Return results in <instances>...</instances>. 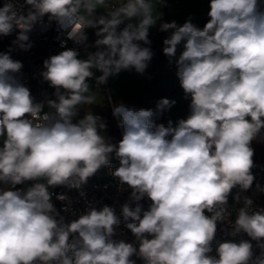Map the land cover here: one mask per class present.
<instances>
[{
    "label": "clouds",
    "instance_id": "1",
    "mask_svg": "<svg viewBox=\"0 0 264 264\" xmlns=\"http://www.w3.org/2000/svg\"><path fill=\"white\" fill-rule=\"evenodd\" d=\"M99 8L109 11L98 15ZM154 10L153 0H4L0 6V36L18 30L8 52H0V137H6L0 183L11 186L0 189V264H136L134 256L142 264H264V207L253 209V200L237 193L235 203L243 199L244 206L234 222L227 219L233 189L246 192L255 180L252 142L264 143V0H210L202 29L191 18L182 26L160 25V31L172 30L163 54L175 62L191 97L186 119L155 125L151 109L116 104L112 115L124 129L116 145L101 135L107 125L91 111L73 122L96 100L90 79L99 89L121 71L145 72L153 52L140 42L151 44ZM53 21L67 40L85 47L86 30L96 29L97 51L80 59L70 48L45 59L40 75L55 98L36 102L22 83L24 65L11 52L29 51V33ZM174 104L164 98L157 108ZM45 105L53 111L44 112ZM113 152L119 167L111 175L131 189L136 206L125 203L122 220L108 205L89 206L70 222L57 219L49 188L84 196L83 186L110 164ZM25 181L36 182L12 190ZM256 189L264 192L259 184ZM145 197L147 210L139 203ZM56 199L72 204L64 194ZM122 222L136 243L113 239ZM225 222L227 235L244 233L250 240L220 242L210 255Z\"/></svg>",
    "mask_w": 264,
    "mask_h": 264
},
{
    "label": "built area",
    "instance_id": "2",
    "mask_svg": "<svg viewBox=\"0 0 264 264\" xmlns=\"http://www.w3.org/2000/svg\"><path fill=\"white\" fill-rule=\"evenodd\" d=\"M22 4L24 0H19ZM117 2V0H113ZM4 0H0V6H3ZM47 16L44 17V24L48 25ZM18 30L14 31L9 36H0V52H8L9 48L12 47V41L16 38ZM96 29H87L86 34L88 40L85 45L74 44L72 41L67 40L66 32L58 30L57 24L53 21L50 26L47 28H42L41 25H36L34 30L29 33L30 40L33 43V47L25 52L19 49H14L11 52L13 59L20 60L24 67L21 72L22 83L25 84L30 89V92L36 102H42L46 99H52V94L54 89L48 85L47 82L43 81L40 73L44 71L43 61L49 58L51 55L59 54V52L75 48L79 53L80 52H95L97 48L93 47L95 40L98 38L95 35ZM155 31L153 30L151 35H154ZM59 37V39L57 38ZM65 48H61V43L65 42ZM98 75L102 73L97 69H94ZM173 73L177 76V68L175 67ZM53 110L45 105L44 112H52ZM75 123V121H73ZM121 137L123 136L124 129L119 126ZM119 167V159L115 156L113 152L110 154V164L108 166L101 167L94 176L88 179L87 184L82 188V191L85 193L84 196L80 195V192L73 189L69 190L64 186L50 187L49 191L53 193V201L56 205V210L59 215L56 217L59 219L61 216L64 218L65 222H70L71 220L78 217L82 212L86 210L87 207L91 206L100 210L104 205L113 207L116 215L121 216V208L125 203H129L133 208L136 206L134 202L131 201V189L126 185L121 187L119 181L116 177L111 175V172ZM256 183L254 182L252 187L246 191L242 192L241 196H246L253 200V209L259 207H264L260 202L256 200ZM64 194L70 200L72 204L68 205L66 201H59L56 199V195ZM143 210L149 208V200L147 197L144 198V202L140 204ZM244 206V200L241 199L239 203L229 202L228 210L230 215L228 216L229 221L235 220L238 209ZM67 208V210H65ZM122 220V216H121ZM230 231L229 225L221 223L218 225V232L215 241L212 244V252L210 255H216V247L220 242L230 240L238 243L241 239L250 240V238L244 234L240 233L237 236L233 237L227 235L226 232ZM114 240H124L128 243H136L135 236L128 230L124 223L116 228V233L113 236ZM254 246L255 254H259V249L255 248V241H250ZM138 247V244H137ZM136 261V264H142V261L137 257H132Z\"/></svg>",
    "mask_w": 264,
    "mask_h": 264
},
{
    "label": "crops",
    "instance_id": "3",
    "mask_svg": "<svg viewBox=\"0 0 264 264\" xmlns=\"http://www.w3.org/2000/svg\"><path fill=\"white\" fill-rule=\"evenodd\" d=\"M179 1V0H178ZM183 1V5L179 7V11L170 10V7H173L168 0H165L163 5H159L156 0H153L155 10L154 16L158 19L155 26L151 27L149 31L155 30L154 28L159 25L160 21L168 17L169 23L174 19L175 14L181 11L182 17L177 18L178 23H185L189 18L191 22L199 28H203L204 25L209 20L207 15L209 11L210 0H180ZM119 0H117V3ZM178 3V2H177ZM109 11L108 8H99L97 9V14H104ZM173 17V18H172ZM172 31V30H171ZM141 46H144L141 44ZM178 50H183V45L178 46ZM87 52H80V59L87 58ZM176 67L175 62L169 63L168 58L165 56L154 61H149L148 67L146 68L143 74L137 73L135 69L121 71L118 75L114 77H109L107 83L102 85L101 88L97 89L95 87V79L89 80L90 91L96 94V100L93 105L82 106V112L73 118V121L77 122L79 119L83 118L86 112H92L93 115L97 116L96 107L106 106L104 104L105 96L111 97V102L108 100V104L111 105L112 109L116 104L123 103L127 108L133 106L138 110L140 109H151L159 111L157 107L158 98L164 99L167 98L172 92L177 93L175 99L176 103L170 108H165V117L161 124H164L166 127L168 121L173 122V126L176 125L177 121L183 118L186 115L190 114V103L191 97L187 96L180 82L176 81L173 70ZM94 71V69H92ZM94 76H99L97 72H93ZM172 83V84H171ZM171 85L170 90L161 91L160 89L163 86ZM98 94H97V93ZM100 94V95H99ZM100 96V98H99ZM52 94V99H54ZM108 99V98H107ZM159 99V100H160ZM157 101V102H156ZM151 106V107H150ZM116 118L117 127L119 123V118ZM101 135L105 137V132L102 130ZM170 139V137H169ZM3 144L0 143V147ZM36 181H25L22 185L15 187V189H24L31 187ZM43 182V181H40ZM1 189H11V186L8 184L1 183ZM54 204V201H53ZM56 207V205L54 204Z\"/></svg>",
    "mask_w": 264,
    "mask_h": 264
},
{
    "label": "trees",
    "instance_id": "4",
    "mask_svg": "<svg viewBox=\"0 0 264 264\" xmlns=\"http://www.w3.org/2000/svg\"><path fill=\"white\" fill-rule=\"evenodd\" d=\"M168 22V17L164 18L163 20L160 21L159 25L156 26L154 29V35H151L152 31H149V39L151 41L150 45H144L143 42H140L142 45H144V47H150V49L153 52V57L150 61H154L156 59H160L165 57V55L163 54V40L165 38H167L170 34H171V30L164 32V31H160V25L162 23ZM121 28L123 27V25L120 26ZM179 49V48H178ZM182 50H177V56H179L180 52ZM172 84V83H171ZM170 84L167 86H163L160 90L161 91H167L170 90ZM82 109L79 111V114L82 112ZM129 109L132 110H138L136 107H129ZM97 110V116L101 117V119L106 123L107 127L105 130H103L105 132V139L116 145L118 144V142L122 139L121 135H120V130L117 127V122H116V118L112 115V107L110 104H106V106H102V107H96ZM154 115L152 117V121L155 125H159L162 123L164 117H165V109L163 110H159V111H155L152 110ZM188 117V115L184 116L181 119H186ZM253 149L255 150V155L253 157L254 162L256 164V167L252 170L254 176H255V180L254 182L256 184H259L262 188H264V143L258 142V141H253L252 145ZM22 185V184H20ZM20 185H16V187L20 186ZM240 193L241 195V191L239 188L233 189V193L232 195L229 197V202H234L233 197L237 194ZM256 200L258 202H260L262 205H264V192H256ZM149 200V199H148ZM144 202V198L139 201V203H143ZM151 201L149 200V205H150ZM134 205H136V203L134 202Z\"/></svg>",
    "mask_w": 264,
    "mask_h": 264
},
{
    "label": "rangeland",
    "instance_id": "5",
    "mask_svg": "<svg viewBox=\"0 0 264 264\" xmlns=\"http://www.w3.org/2000/svg\"><path fill=\"white\" fill-rule=\"evenodd\" d=\"M168 2L169 3H171V5H173V7H170V10H176L177 9V11H179V7L178 6H180L181 7V4L183 5V1H178V0H168ZM178 2V3H177ZM175 15H177V16H175L174 17V19H173V21H175L176 23H177V25L178 26H182V23H181V25H180V23H178L177 21H176V19L177 18H179V20H180V18L182 17V15H181V11L180 12H178V14H175ZM173 18V17H172ZM93 71V70H92ZM94 72V71H93ZM175 76V75H174ZM176 77V76H175ZM176 81L177 82H179V78L178 77H176ZM97 93V92H96ZM98 94V93H97ZM100 95V94H99ZM177 95V93H174V92H172V94L170 93V95H168V97H167V99H169L170 101H175V99H176V96ZM103 96H105V101H104V104H107V102H108V97L106 98V95H103ZM99 98H100V96H99ZM160 98H162V97H160ZM160 98H158V101H160L161 99ZM160 99V100H159ZM157 102V101H156ZM158 103V102H157ZM175 103H176V101H175ZM151 107V106H150ZM157 108V107H156ZM0 185H1V183H0ZM1 189V188H0Z\"/></svg>",
    "mask_w": 264,
    "mask_h": 264
},
{
    "label": "water",
    "instance_id": "6",
    "mask_svg": "<svg viewBox=\"0 0 264 264\" xmlns=\"http://www.w3.org/2000/svg\"><path fill=\"white\" fill-rule=\"evenodd\" d=\"M6 137H0V143L3 144V140L5 139Z\"/></svg>",
    "mask_w": 264,
    "mask_h": 264
}]
</instances>
